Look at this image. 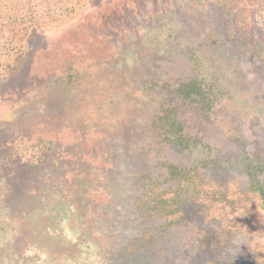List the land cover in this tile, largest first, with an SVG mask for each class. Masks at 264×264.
<instances>
[{"label": "rangeland", "instance_id": "rangeland-1", "mask_svg": "<svg viewBox=\"0 0 264 264\" xmlns=\"http://www.w3.org/2000/svg\"><path fill=\"white\" fill-rule=\"evenodd\" d=\"M33 2L0 84V264H264V0H73L50 23ZM164 110L186 146L154 137Z\"/></svg>", "mask_w": 264, "mask_h": 264}, {"label": "trees", "instance_id": "trees-1", "mask_svg": "<svg viewBox=\"0 0 264 264\" xmlns=\"http://www.w3.org/2000/svg\"><path fill=\"white\" fill-rule=\"evenodd\" d=\"M79 1V0H78ZM36 2L42 4L47 13L48 22H54L55 18L52 14L59 11L58 15H62L65 12H69L73 5V0H36ZM69 4H72L69 9ZM77 4V3H75ZM29 12H33L36 8V4H34L33 0H28ZM24 6L22 0H0V84H2L6 79H8L12 74L16 73L18 67L22 60L26 57L28 52L27 42L23 41L20 37L23 35L28 40L31 37V33H35V29H32L31 33H28L27 30L30 26H32L33 21L25 19L23 16H17L18 11ZM55 6H58V9H54ZM26 20V21H25ZM43 22H47L42 20ZM47 22V23H48ZM21 32L20 37L18 33ZM19 38V39H18ZM72 65L67 64L65 70L63 71L67 77H62L60 75L56 78V80H65L70 79L72 73ZM70 78H69V77ZM64 78V79H63ZM177 91L181 94L184 100L191 99L192 96H196L197 99H202L204 101H208V97L204 95L203 85L199 83L196 79H188L186 81H181V83L177 86ZM208 106V105H207ZM152 123L154 125V137L163 140L170 146H186L184 145L186 136L183 135V130L181 124L177 121L175 117V113L171 111H162L160 113H156L153 116ZM42 140V139H41ZM60 149V148H59ZM42 156L39 155L37 160L41 161ZM74 159L76 156L73 157ZM177 169L174 167L171 170V175H180V177L186 178L191 171L186 174L176 173ZM259 171V170H257ZM250 176V188L251 191H256L259 193L261 201L264 203V185H261L257 180V173L249 170ZM50 179V178H49ZM156 185V183H154ZM151 191V189H150ZM185 192L181 195H184ZM151 199H154L152 197ZM155 202V203H154ZM175 205L177 202H181L180 194L177 195V198L167 199L163 198L162 195L158 196L157 199L153 201L154 208L157 210H163L170 214L175 213V210L166 211L165 206L170 205L171 203ZM178 204V203H177Z\"/></svg>", "mask_w": 264, "mask_h": 264}]
</instances>
